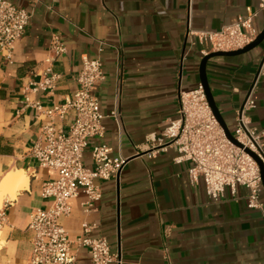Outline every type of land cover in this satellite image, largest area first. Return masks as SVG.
Returning <instances> with one entry per match:
<instances>
[{
    "label": "crops",
    "instance_id": "obj_1",
    "mask_svg": "<svg viewBox=\"0 0 264 264\" xmlns=\"http://www.w3.org/2000/svg\"><path fill=\"white\" fill-rule=\"evenodd\" d=\"M8 1L30 11L31 18L11 58L0 56V178L22 169L29 182L0 206V264H28L30 213L50 206L52 198L42 195L41 186L58 176L39 166L27 148L40 137L44 123L52 122L58 130L73 117L37 118L31 103L43 108L62 103L76 87L84 54L99 58L105 75L96 89L105 132L89 139L84 164L93 167L90 150L96 143L107 144L110 155L126 163L116 177L94 179L102 195L90 213L83 212L86 196L80 193L68 200V213L58 219L77 264H91L86 248L77 244L84 235L83 221L93 226L87 236H103L112 251L120 249L122 264H264V217L248 207V190L237 186L232 194L225 188L212 200L201 182L190 180V163L173 160V148H152L177 117L179 89L200 84L199 63L208 46L188 36V29L218 30L245 16L247 7L256 9L258 0ZM251 26L258 35L264 11L252 18ZM53 33L60 35L66 52L48 62ZM263 55L264 42L245 53L207 60L209 87L230 131ZM53 73L59 78L52 89L37 87ZM253 97L256 107L248 112L249 122L264 140V74ZM116 99L117 121L108 116ZM259 198L264 205L263 189Z\"/></svg>",
    "mask_w": 264,
    "mask_h": 264
},
{
    "label": "built area",
    "instance_id": "obj_2",
    "mask_svg": "<svg viewBox=\"0 0 264 264\" xmlns=\"http://www.w3.org/2000/svg\"><path fill=\"white\" fill-rule=\"evenodd\" d=\"M247 14L234 22L222 25L218 30L194 32L188 29V36H197L200 43L211 51H231L243 48L252 42L257 31L252 28L251 20L259 11H264V0H258L256 9L247 7ZM31 18V12L18 7L8 0H0V56L10 59L14 43L21 38ZM66 52V46L58 33L51 35L47 48L48 62H52ZM119 72V62H118ZM264 74V55L258 65L254 80L245 98L235 110V126L231 132L239 145L226 135L212 113L203 87L198 84L190 90L178 91L177 117L170 120L162 130L161 136L152 146L158 149L173 148L175 162H189L187 171L190 180L201 182L206 195L219 199L229 188L236 193L237 186L248 190L247 205L261 211L264 205L259 198L262 187L260 164L264 166V140L262 131L250 125L248 112L256 107L253 97L256 82ZM57 74L44 76L36 84L39 88H53ZM105 78L99 58L81 56V67L75 76L76 87L60 104L43 108L38 102L31 103L36 109V117L41 116L65 120L73 114L62 128L55 130L52 122L40 128V137L27 148V154L36 158L39 166L57 171L53 180L42 183L44 197L52 201L47 209H35L30 213L27 228L30 231L31 251L28 264H77V257L70 248V238L58 219L69 211L68 200L80 193L86 196L82 210L90 213L95 202L101 198V189L94 179L106 180L116 177L126 163L122 157H112L111 148L105 143L93 144L90 157L93 167L88 168L83 154L90 138H101L105 132L100 112V102L96 89ZM25 101L30 103L27 97ZM108 116L119 119L118 100ZM155 141L152 139V142ZM155 149V150H154ZM4 213L0 208V225ZM84 235L77 240L79 246L86 248L91 264H122L120 249L112 251L103 236L89 237L93 226L82 222ZM169 226L164 229L167 236Z\"/></svg>",
    "mask_w": 264,
    "mask_h": 264
},
{
    "label": "water",
    "instance_id": "obj_3",
    "mask_svg": "<svg viewBox=\"0 0 264 264\" xmlns=\"http://www.w3.org/2000/svg\"><path fill=\"white\" fill-rule=\"evenodd\" d=\"M264 42V28L258 33L256 38L244 46L243 48L237 49V50H231V51H214L210 52L207 55H204L202 59L200 60L199 63V79H200V84L203 87L204 93L206 95V99L208 101V104L212 110L213 115L219 122L220 126L225 132V135L235 144L239 145L238 142L233 138L229 128L227 127L219 109L217 108L216 102L214 100V97L212 95L211 89L209 87L207 75H206V63L207 60L213 56H229V55H238L241 53H245L259 45H261ZM260 164V174H261V182H262V187L264 190V166L262 163L259 161Z\"/></svg>",
    "mask_w": 264,
    "mask_h": 264
},
{
    "label": "bare ground",
    "instance_id": "obj_4",
    "mask_svg": "<svg viewBox=\"0 0 264 264\" xmlns=\"http://www.w3.org/2000/svg\"><path fill=\"white\" fill-rule=\"evenodd\" d=\"M29 177L22 169H11L0 178V206L3 200L15 198L16 193L27 186Z\"/></svg>",
    "mask_w": 264,
    "mask_h": 264
},
{
    "label": "rangeland",
    "instance_id": "obj_5",
    "mask_svg": "<svg viewBox=\"0 0 264 264\" xmlns=\"http://www.w3.org/2000/svg\"><path fill=\"white\" fill-rule=\"evenodd\" d=\"M231 130H233V128H231Z\"/></svg>",
    "mask_w": 264,
    "mask_h": 264
}]
</instances>
